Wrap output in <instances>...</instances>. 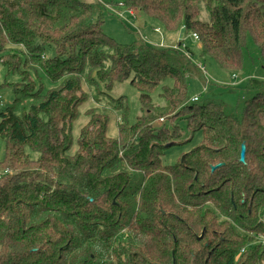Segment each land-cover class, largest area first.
I'll return each instance as SVG.
<instances>
[{"label": "trees", "instance_id": "trees-1", "mask_svg": "<svg viewBox=\"0 0 264 264\" xmlns=\"http://www.w3.org/2000/svg\"><path fill=\"white\" fill-rule=\"evenodd\" d=\"M102 2L0 0V61L24 82L0 114V264H264V79H249L252 98L234 114L191 103L192 74L206 72L191 49L142 37L124 45L103 31L104 3L136 9L169 46L184 29L199 36L202 59L241 72L249 41L264 64V0ZM129 80L140 93L136 122L125 97L111 99L117 138L111 116L92 109L74 145L84 83L100 101ZM159 87L162 105L152 99ZM175 116L203 139L168 165L182 133L155 123Z\"/></svg>", "mask_w": 264, "mask_h": 264}, {"label": "rangeland", "instance_id": "rangeland-1", "mask_svg": "<svg viewBox=\"0 0 264 264\" xmlns=\"http://www.w3.org/2000/svg\"><path fill=\"white\" fill-rule=\"evenodd\" d=\"M84 1L90 3L100 1L103 4L102 1L106 2L107 0ZM104 6L107 9V14L103 31L107 36L113 38L120 44H131L140 37L152 44H159L162 41L163 36L156 33L154 29L160 28L161 32H163L164 29L156 20L150 19L136 9L131 11V9L113 6L108 3H104ZM200 20H209L208 14L204 9L201 11ZM189 34H186L185 31H181L177 41L180 38H182V40L185 39L184 44L188 46L187 49H191L194 53L193 60L197 65H203L206 70V72L202 71V74L198 70H195L192 74L190 79L191 96L193 98H200L198 104L209 102L223 104L226 107L227 113L230 114H234L238 110V107H240L239 110L241 111L245 102L252 98V94L247 91L249 79H264V64L261 63V53L258 47L249 41L248 51L245 53L244 69L241 72H227L221 69L211 59H202L200 56L201 43L199 41L196 42L191 36H189ZM32 79L36 82L38 88L43 85L45 92L52 89L51 84L42 73H39L38 77L33 73ZM23 83V79L19 73L8 75L7 68L0 61V114L12 106L15 100L14 87ZM170 84L172 86V82L169 81L168 85ZM84 90L87 93L88 100L81 108L79 120L74 123V145H77L80 130L88 121L86 114L92 109H97L102 113H108L111 116L108 134L110 137L117 138L120 115L114 110L111 99H119L121 97L127 99L130 109L129 122L131 124H134L142 113L140 93L133 85H131L130 80L116 84L113 91L108 93V97L103 95L101 96L102 99L100 101H97L94 96V90L86 83H84ZM161 91L162 89L159 87L152 95L154 103L158 105H162L163 103L162 98H160ZM191 103H193L192 100ZM164 125H166L171 131L174 127H178V131H181L182 133L181 139L176 142L179 145L175 144L176 146L170 148L164 158V162L168 165L175 164L182 154L190 152L202 142V133L199 132L194 135L190 133L184 116H175L173 121L162 119L155 123V127L159 129ZM76 150L77 148H75L73 153L76 152ZM31 155L33 158H38L36 153H31ZM4 156L5 143L0 139V162L4 159Z\"/></svg>", "mask_w": 264, "mask_h": 264}, {"label": "built area", "instance_id": "built-area-1", "mask_svg": "<svg viewBox=\"0 0 264 264\" xmlns=\"http://www.w3.org/2000/svg\"><path fill=\"white\" fill-rule=\"evenodd\" d=\"M128 11H130V10H128ZM132 11V10H131ZM184 30V29H183ZM182 30V32H184ZM154 31L156 32V33H159V34H161L163 37H162V41L159 43V44H152V43H150V42H148V41H146V42H148V43H150V44H152V45H154V46H156V47H160V48H168V47H171V48H173V49H176V50H179V51H182L183 53H185L188 57H190L191 56V54L189 53V51L187 50V45L186 44H184V40L185 39H183L182 40V38H180V39H178V41L176 42V44H174L173 46H169L168 44H167V41H166V38L164 37V34H163V32H161V29L160 28H155L154 29ZM189 36H191V38L192 39H194L196 42L197 41H199V36L197 35V34H194V33H191V34H189ZM202 67V66H201ZM203 70H204V68H202ZM200 101V98L199 97H194V98H192V102L193 103H198Z\"/></svg>", "mask_w": 264, "mask_h": 264}, {"label": "water", "instance_id": "water-1", "mask_svg": "<svg viewBox=\"0 0 264 264\" xmlns=\"http://www.w3.org/2000/svg\"><path fill=\"white\" fill-rule=\"evenodd\" d=\"M245 152H246V147L245 146H243V148H242V152H241V162H245ZM221 166H223V165H217V166H215L214 168H213V170H217V169H219Z\"/></svg>", "mask_w": 264, "mask_h": 264}]
</instances>
